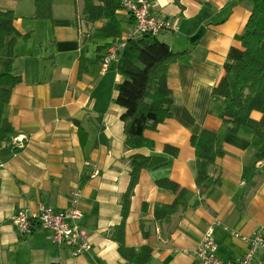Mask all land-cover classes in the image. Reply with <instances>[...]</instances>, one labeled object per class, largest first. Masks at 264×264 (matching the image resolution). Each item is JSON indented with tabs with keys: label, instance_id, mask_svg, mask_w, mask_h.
<instances>
[{
	"label": "crops",
	"instance_id": "obj_1",
	"mask_svg": "<svg viewBox=\"0 0 264 264\" xmlns=\"http://www.w3.org/2000/svg\"><path fill=\"white\" fill-rule=\"evenodd\" d=\"M35 0H0V11H12L18 33L10 58L0 52V74L5 62L21 83L15 86L3 119L23 137L25 147L0 148V264H124L112 229L121 223V196L129 184L132 155L163 157L164 166L142 170L130 199L124 225V244L136 251L149 247L147 264H195L196 250L212 216L221 225L213 230L216 256L237 264L246 244L230 235L264 236V140L254 135L262 114L252 112L251 123L229 134L220 116L223 107L212 101V90L243 49L240 38L250 16L251 0H150L151 14L170 22L175 30L157 35L173 52H189L188 63L169 66L170 118L144 137L154 143L125 151L124 133L116 86L122 81L118 68L132 60L129 44L118 61L102 71L108 49L131 31L134 19L120 8L118 37H94L104 21L88 22L83 0H50L51 17L34 18ZM119 7L118 0H113ZM207 18L195 32V45L187 21L201 11ZM216 134L223 155L214 164L195 156L191 138L205 145L201 132ZM12 137V138H14ZM11 138V139H12ZM11 141V140H10ZM177 149L175 157L163 147ZM94 171L98 174L94 175ZM93 176V177H91ZM218 183L201 194L196 179ZM167 179L186 191L188 208L157 222V207L170 205L174 195L156 185ZM81 191L78 225L89 237L88 253L72 256L55 245L45 230L37 228L22 237L11 218L19 211L36 212L39 205L55 210L70 207V195ZM195 203H199L194 206ZM227 229V230H226ZM259 253L253 264H262Z\"/></svg>",
	"mask_w": 264,
	"mask_h": 264
},
{
	"label": "trees",
	"instance_id": "obj_2",
	"mask_svg": "<svg viewBox=\"0 0 264 264\" xmlns=\"http://www.w3.org/2000/svg\"><path fill=\"white\" fill-rule=\"evenodd\" d=\"M252 9L240 38L243 49L239 59L232 62L225 74L212 90V101L223 107L220 116L229 134H237L239 130L251 123L252 112L262 114L255 122L254 135L264 140V0H251ZM119 7L113 0H83V15L88 22L104 21L103 27L94 33V37L110 38L120 35V24L115 16ZM51 17L50 0L34 1V18L48 19ZM207 18L206 11H201L195 18L187 21L190 38L197 37L200 24ZM12 11H0V52L6 48L10 58L18 33L14 28ZM129 52L133 59H126L118 68L122 81L117 84L115 103L124 112L121 115L124 133L125 151L146 148L153 150L154 143L144 137L145 131H154L157 126L170 118L172 105L171 92L167 86V71L170 65L177 62L188 63L189 52H173L160 42L156 36L141 35L128 42ZM21 83L19 76L12 73V64L5 62L0 74V148L8 144L14 131L3 119V109L9 103L12 90ZM201 138L205 145L196 144L191 138L195 156L205 159L209 164L223 155L222 144L216 134L203 130ZM163 153L175 157L177 149L169 145L163 147ZM264 160V153L258 156ZM130 173L126 192L121 196V223L112 229L110 238L116 242L118 253L124 264H147L150 260V249L147 246L138 251L127 248L124 244V225L129 213L130 199L138 184L142 170L164 166L163 157H144L132 155L127 161ZM201 194L218 183L209 177L196 179ZM159 189L174 195V201L167 206L157 207L154 218L157 222L167 221L172 215L188 208L186 191L175 183L163 179L156 182ZM199 203H195L197 206Z\"/></svg>",
	"mask_w": 264,
	"mask_h": 264
},
{
	"label": "built area",
	"instance_id": "obj_3",
	"mask_svg": "<svg viewBox=\"0 0 264 264\" xmlns=\"http://www.w3.org/2000/svg\"><path fill=\"white\" fill-rule=\"evenodd\" d=\"M118 5L121 10L134 19L135 23L131 31L125 34L119 43L108 49L101 61L102 71H106L110 63L118 61L120 53L126 48L130 40L141 35L157 36L161 32L175 30L170 22L159 20L151 14L152 2L150 0H118ZM25 141L23 137H14L9 141L8 146L15 150L23 149ZM97 174L98 172L94 171L93 176ZM81 197L80 190L72 191L70 207L63 211L55 210L48 205H39L36 212L29 209L21 210L11 218L12 225L22 237L30 235L37 228L47 231L55 245L68 247L74 257L88 253L91 249L89 237L78 225V221L82 217L78 208ZM220 225L219 219L212 216L196 250L193 252L195 264H229L216 256L217 245L213 237V230ZM230 235L246 244V250L237 264H253L259 253L264 255V236L262 234L255 233L252 236H244L235 231H230ZM262 264H264V260Z\"/></svg>",
	"mask_w": 264,
	"mask_h": 264
},
{
	"label": "rangeland",
	"instance_id": "obj_4",
	"mask_svg": "<svg viewBox=\"0 0 264 264\" xmlns=\"http://www.w3.org/2000/svg\"><path fill=\"white\" fill-rule=\"evenodd\" d=\"M79 3H80V5H81V0H79Z\"/></svg>",
	"mask_w": 264,
	"mask_h": 264
},
{
	"label": "water",
	"instance_id": "obj_5",
	"mask_svg": "<svg viewBox=\"0 0 264 264\" xmlns=\"http://www.w3.org/2000/svg\"><path fill=\"white\" fill-rule=\"evenodd\" d=\"M195 38H197V37H195ZM195 38H194V39H195ZM194 39H192V40H194Z\"/></svg>",
	"mask_w": 264,
	"mask_h": 264
}]
</instances>
